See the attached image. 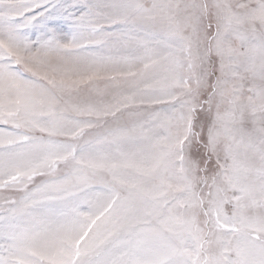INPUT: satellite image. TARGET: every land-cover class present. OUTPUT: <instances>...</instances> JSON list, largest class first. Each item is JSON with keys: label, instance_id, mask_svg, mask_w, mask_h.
<instances>
[{"label": "snow or ice", "instance_id": "6c2138e0", "mask_svg": "<svg viewBox=\"0 0 264 264\" xmlns=\"http://www.w3.org/2000/svg\"><path fill=\"white\" fill-rule=\"evenodd\" d=\"M0 264H264V0H0Z\"/></svg>", "mask_w": 264, "mask_h": 264}]
</instances>
